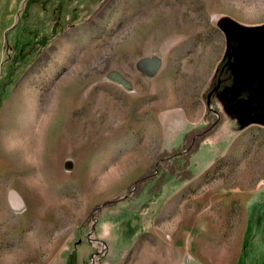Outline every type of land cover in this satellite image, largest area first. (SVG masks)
<instances>
[{"label": "rangeland", "instance_id": "obj_1", "mask_svg": "<svg viewBox=\"0 0 264 264\" xmlns=\"http://www.w3.org/2000/svg\"><path fill=\"white\" fill-rule=\"evenodd\" d=\"M45 1L60 40L34 58L44 13L14 22L0 86V264H133L182 219L204 260L264 264V41L217 80L264 0Z\"/></svg>", "mask_w": 264, "mask_h": 264}, {"label": "crops", "instance_id": "obj_2", "mask_svg": "<svg viewBox=\"0 0 264 264\" xmlns=\"http://www.w3.org/2000/svg\"><path fill=\"white\" fill-rule=\"evenodd\" d=\"M24 0H0V86L4 85L3 82H9L14 76L18 73V70L13 71V67L5 64L6 53L9 51H16V49L12 48L11 43L13 40L9 38L11 32L16 28L17 23H23L26 17L30 20L33 19L32 24L34 27L38 26L40 19L43 17L44 13V21L46 24V34L47 37L44 39V35L42 34L41 38L38 35L32 34L34 36L32 41H44V43H51L60 40V30L58 28L57 33H55L57 29V17H55V12H57L58 4L55 2H47L49 4L46 7L45 0H35L31 5H26L29 0H27L26 4L23 3ZM22 7V9H20ZM48 10V12L45 11ZM14 25V22H16ZM59 22V21H58ZM37 32V30H36ZM23 35L17 36L14 39L15 42H22ZM46 40V41H45ZM39 43V42H34ZM46 43L43 45L39 44H31L30 52L34 58L37 56H42L45 51ZM38 49H40L39 52ZM40 56V57H41ZM14 68L19 69L16 64ZM28 69L25 71L27 73ZM24 73V72H23ZM21 72V75L23 74ZM15 74V75H14ZM20 84V82H19ZM23 87L26 91V83H22ZM5 86L0 90L4 91ZM28 90V89H27ZM16 93H19L18 88H14L13 91H9L8 94H5L2 97L6 101V99H12ZM26 96V95H25ZM3 106V105H2ZM201 199L196 198L193 201V205L197 208L198 201ZM187 201V200H186ZM186 201H182V204H186ZM194 209V208H193ZM184 223V231L181 233L179 240H174L173 235L170 237V240H165L164 243H160L159 245L152 246L149 245H137L135 244L134 251V261L133 264H236L237 256L236 252L233 253L232 257L229 254H225L224 260H220L218 256L217 261L214 260L213 252L210 250V255L208 260H204L203 254L200 251V238L201 235H198L199 223L198 220H188L182 219L181 221ZM194 228L189 231V228ZM187 228V229H186ZM113 251V250H112ZM119 251V250H118ZM118 255V252H116ZM115 254L112 252L110 258L114 259ZM110 264H116L115 260H112Z\"/></svg>", "mask_w": 264, "mask_h": 264}, {"label": "water", "instance_id": "obj_3", "mask_svg": "<svg viewBox=\"0 0 264 264\" xmlns=\"http://www.w3.org/2000/svg\"><path fill=\"white\" fill-rule=\"evenodd\" d=\"M249 29V28H248ZM246 31H249L248 33L246 32L242 37H236V36H234V37H232V35L230 36V34H229V31H227L226 33H227V36H228V41H229V48H228V51L231 53L232 52V54H233V56H231V57H229V60L226 62V64H228V63H235V62H237V55H236V52L239 50V49H241V48H243V46H247L248 45V43L247 42H245V40H246V38H255V39H258V40H263L264 41V24L262 25V26H257L256 28L254 27L253 28V30L251 29V31L250 30H247L246 29ZM232 38V39H231ZM245 40H244V39ZM242 40H244V41H242ZM253 47H254V51L255 52H261V53H264V50H262V48L264 49V43L263 44H261V45H253ZM237 49V50H236ZM233 51H235L234 53H233ZM243 51V50H242ZM253 53V52H252ZM264 57V56H263ZM234 58V59H233ZM236 60V61H235ZM232 74H233V71H232ZM218 89V88H217ZM211 102V101H210Z\"/></svg>", "mask_w": 264, "mask_h": 264}, {"label": "flooded vegetation", "instance_id": "obj_4", "mask_svg": "<svg viewBox=\"0 0 264 264\" xmlns=\"http://www.w3.org/2000/svg\"><path fill=\"white\" fill-rule=\"evenodd\" d=\"M227 62V61H226ZM223 62L219 68L217 80L220 81V88L224 86V84L230 83L232 81V75L229 70V65Z\"/></svg>", "mask_w": 264, "mask_h": 264}, {"label": "trees", "instance_id": "obj_5", "mask_svg": "<svg viewBox=\"0 0 264 264\" xmlns=\"http://www.w3.org/2000/svg\"><path fill=\"white\" fill-rule=\"evenodd\" d=\"M171 154H172V153H171ZM184 154H186V153H181V154H180V153H177V154H175V155H170L169 158H171V157L181 156V155H184ZM169 158H168V159H169ZM168 159H167V160H168ZM168 168H172V167L170 166V167H168ZM173 170H174V169H173ZM146 180H148V178H146V179L144 178V179H143V181H146ZM139 181H141V180H139Z\"/></svg>", "mask_w": 264, "mask_h": 264}]
</instances>
